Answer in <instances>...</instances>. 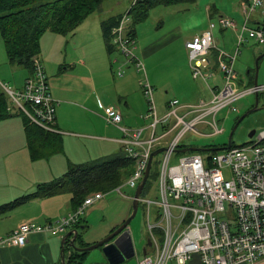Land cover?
Returning <instances> with one entry per match:
<instances>
[{"label": "built area", "instance_id": "obj_1", "mask_svg": "<svg viewBox=\"0 0 264 264\" xmlns=\"http://www.w3.org/2000/svg\"><path fill=\"white\" fill-rule=\"evenodd\" d=\"M241 6L244 22L240 28L233 19L220 16L216 21H210L205 31L186 42L194 78L208 82L214 76L205 71L203 64L205 58L217 49L213 34L216 27L237 32L239 45L247 41L245 33L250 39L264 44V28L250 27L257 9L264 12V0H241ZM136 44L128 11L112 29V45L126 61L118 67L117 74L119 77L125 75V64H132L143 74L140 86L148 102L144 119L151 122L144 128H129L122 125L123 115L118 107L113 105L104 109L105 120L123 132V149L135 163L126 185L137 189L151 153L165 148L157 181L160 200L153 202L142 195L140 197L139 204L147 207V232L152 244L146 246L147 253L142 259L135 251L138 264H169L171 261L190 264L195 255H199L201 264H256L264 260V130L256 132L247 144L210 151L213 154L206 158L201 152H194L182 157L179 164L170 165L178 150L189 148L181 145L189 132L203 136L223 133L224 128L217 120L219 112L232 107L246 95L264 93V84L241 90L234 68L239 50L229 55L218 49L223 87L213 92L210 101L196 105L170 100L166 113L159 116L155 89L143 61L134 53ZM119 63V58L114 59V64ZM1 86L33 123L47 131L58 132L56 103L39 57L34 58L33 74L26 79L21 90H13L3 83ZM160 126L164 132L157 135ZM206 127L212 128L213 132L203 133ZM116 190L121 193V187ZM104 197L105 193H92L67 216L44 226L33 221L24 222L8 237L0 238V246L24 247L28 236L37 231L65 236L82 220L88 208ZM153 204L158 207L154 221L151 220Z\"/></svg>", "mask_w": 264, "mask_h": 264}, {"label": "rangeland", "instance_id": "obj_2", "mask_svg": "<svg viewBox=\"0 0 264 264\" xmlns=\"http://www.w3.org/2000/svg\"><path fill=\"white\" fill-rule=\"evenodd\" d=\"M134 1L135 0L104 1L101 8L89 17L87 22L88 24L86 26L83 25V23L86 21L85 20L80 25L83 26L79 30L77 29L75 35L68 34L67 36L50 31L46 32L41 39V54L39 56L43 66H45V64L48 62H54V60L60 62V60L65 57V52L67 51L65 50L66 42L72 41L74 45L76 43H81L84 37V32H86L90 40L100 41V19L106 18V16L109 15L111 16L112 14H125L126 11L128 12L130 10ZM239 2H241V0H198L196 3L185 2L178 3L173 6H159L151 10L150 16L146 21L136 25L137 50L134 53H136L143 61L149 81L153 86H155L154 96L159 111V116H162L166 113V102L170 100L177 99L181 104L196 105L202 101L208 102L213 98V93L210 90L211 86L218 83L221 88L223 87V80L221 79L220 75L215 79H208V83L202 79L194 78L192 69L190 67L188 50L185 44L195 34L200 33V31L206 27H209L210 20L208 19L206 10V6L208 4H216L218 8V17L225 16L228 18H233L231 14L238 7L237 5ZM260 12L261 9H257V13L260 14ZM255 14L251 18L250 27H258L260 23H264V17H260L259 21L254 22V18L259 17L258 14L256 16ZM216 19L217 17L213 18L212 21H216ZM238 25L240 28L241 25ZM213 34L215 35V38L219 40V50L224 52L228 51V53H226L229 55H234L237 49L239 50L234 68L237 73L236 80L241 90L248 88L247 86L250 77L256 78L257 67L259 69L258 84H264V57L259 59L261 55L264 54V44L250 39L248 34L245 33L247 41L244 42V44L239 45L238 33L234 32L232 29L224 30L223 34L225 36H223L220 32V28L216 27L213 31ZM226 44L228 46H226ZM71 49L72 46L70 44L69 50ZM145 49L148 52V56L146 57H144L142 54V51ZM114 57L120 59L123 56L119 51H115ZM120 61L121 63L115 66V71L120 65L126 62L124 58H122ZM127 65L128 64L123 65L126 73L134 67L131 65L133 67L128 68ZM215 72L219 73L218 70L211 73ZM249 72H251V75ZM28 73L29 71L25 67L12 65L9 63L4 40L0 33L1 83L8 85L13 90H17L22 86V76H25L26 74L28 75ZM135 78L139 82V90H141L140 80L143 78V74L136 72ZM259 98L260 109L249 114L238 125V128L233 135V143L235 146H241L249 143L251 141L249 137L251 131L255 130L257 133H259L260 131L264 130V95H261ZM255 101L256 96L254 94L246 95L238 100L232 107H227L219 112L217 115V120L224 128L223 133L203 136L189 132L182 139L181 145H184L185 147L189 146L207 148L212 145L221 146L228 144L230 133L236 124L237 119L252 109L255 105ZM233 108H236V110H233ZM150 122L151 121H149V123ZM163 132L164 130H161L160 126L157 129V135H160ZM202 132L209 134L213 132V129L206 127ZM171 137H173V135ZM192 153L194 152L175 153L170 161V165L175 166L179 164V161L182 157ZM201 154L204 158H206L211 156L213 153L210 151H201ZM162 158L163 153H160L156 156V160H162ZM50 161L51 159L43 160V163H45V169L47 170V172L43 175L45 176L44 178L52 177V171L58 170L60 167L59 162H53V164H49ZM43 165L44 164H37L35 167H22L21 172H25H23L19 177L14 176L12 178L13 184L24 189L30 188L32 185H34L36 178H38L37 176L41 175V169ZM225 173L228 175V171ZM38 188L39 186L33 187L32 191L35 192L38 190ZM1 190H4L5 192V189ZM135 192L136 189L130 188L125 183L123 186H121V193H119L118 190L106 193V196L101 201L100 206H95L91 213H88L87 210L86 214L83 216V221L85 222L82 224L87 227L81 229V241L85 244H89L88 246L94 245L101 241L102 239L98 241L96 240L97 233L102 225L111 222L112 220L119 217V215L122 213L128 212L130 210L132 211L133 196L135 195ZM142 196L153 202H158L160 200L158 183H153L152 187H148L146 191H143ZM157 209L158 207L153 204L151 208L152 221L155 220L154 215ZM128 231L132 237L135 251L137 255H139V258L142 259L144 255V249L146 248L148 241L147 207L143 203H140L137 215L128 226ZM78 244H80V240L76 242L77 246H79ZM0 247H8V245L4 244ZM199 261V255H195L192 263L190 264H200ZM83 264H109L103 247H98L87 252ZM122 264H138V259L136 256H134ZM169 264L176 263L171 261Z\"/></svg>", "mask_w": 264, "mask_h": 264}, {"label": "crops", "instance_id": "obj_3", "mask_svg": "<svg viewBox=\"0 0 264 264\" xmlns=\"http://www.w3.org/2000/svg\"><path fill=\"white\" fill-rule=\"evenodd\" d=\"M237 6L231 14L233 16L231 19L241 25L244 22L241 2ZM206 10L210 21L215 17L218 18L216 4H208ZM121 14L124 13L112 14L100 19V41L90 40L84 32L81 43L74 45L72 41L66 42L65 50L67 51L60 62L54 60V62H48L44 66L50 92L56 103L57 133L63 137L64 141L63 152L49 158L51 159L49 164H53V162H59L60 164L58 170L52 171V177L44 178L45 176H43L47 172L43 160L49 159L38 161L31 159L22 119L11 117L0 121V206L19 197L34 193L32 191L33 187H40L44 183L62 177L71 163L83 164L119 153L123 149V132L120 128L109 124L105 120L104 109L107 106L114 105L121 110L123 115L122 125L126 127L136 129L149 125V121L144 119V115L148 110V102L142 89L139 90V82L135 78L137 71L131 66L132 64H128V68H133L127 71L124 76L119 77L117 74L118 68L115 71V66L118 65L114 64L115 52L109 54L105 46L101 23ZM258 16L254 18V22L259 21L260 17H264L263 10ZM88 20L89 17L83 23L84 26L88 24ZM82 26L77 29L79 30ZM207 28L200 31V33ZM76 31L71 34L75 35ZM220 32L225 36L223 34L224 29L220 28ZM135 36H137V33ZM214 40L217 49L205 58L203 65L208 73L219 71L220 74L213 73L212 79L220 75L223 80V73L218 66L219 40L215 38V35ZM70 44L72 46L71 50H69ZM226 46L228 45L226 44ZM136 50L137 46L135 52ZM226 52L228 53V51ZM142 54L144 57L148 56L147 50H143ZM136 56L140 58L137 54ZM30 75L29 72L28 75L22 76V86L17 90L23 88L26 79ZM153 87L155 88V86ZM216 89H221L218 83L210 87L212 93ZM146 133L147 136L148 132ZM37 164L44 165L41 169V175L37 176L34 185L24 189L13 184L12 178L14 176L19 177L25 172H21L22 167H35ZM1 189H5V192ZM71 199V192H64L51 197H39L4 215H0V238L7 237L24 222L33 221L43 226L67 216L73 211ZM103 199L96 202L92 208H88L87 212L91 213L95 206H100ZM131 213V210L122 213L116 219L102 225L97 233L96 241L105 238L120 227ZM84 222L82 221V224ZM62 240L63 237L60 235L45 231L32 232L28 236L24 247H0V264H62ZM199 263L201 264L200 261ZM258 263L264 264V260Z\"/></svg>", "mask_w": 264, "mask_h": 264}, {"label": "trees", "instance_id": "obj_4", "mask_svg": "<svg viewBox=\"0 0 264 264\" xmlns=\"http://www.w3.org/2000/svg\"><path fill=\"white\" fill-rule=\"evenodd\" d=\"M106 0H0V33L4 40L9 63L25 67L33 74L34 58L41 54V39L50 31L68 35L92 14L98 11ZM198 0H137L130 8L132 33L136 35V25L146 21L152 9L159 6H173L178 3H196ZM123 15L104 20L102 34L109 54L116 50L112 45V29L117 26ZM264 28V23L259 25ZM251 75V72H249ZM255 77H250L248 88L254 85ZM1 82V81H0ZM264 93L259 94V96ZM11 117H21L27 139L30 157L33 161L49 159L64 150L63 137L33 123L28 116L9 98L0 83V121ZM240 117L237 119V121ZM236 121V122H237ZM234 145V143H233ZM227 144L212 148H224ZM184 147V146H182ZM161 159H153L150 177L143 191L152 187L160 175ZM134 160L124 149L119 153L92 160L83 164L71 163L67 172L60 178L40 185L34 193L19 197L0 206V215L22 206L35 198L51 197L64 192L72 193V207L77 209L92 193H109L123 186L134 171ZM150 189V188H149ZM140 205V204H139ZM82 220L75 226L79 231L77 240L80 247L88 246L81 241ZM115 231V230H114ZM65 242L67 264H83L87 252H77Z\"/></svg>", "mask_w": 264, "mask_h": 264}, {"label": "water", "instance_id": "obj_5", "mask_svg": "<svg viewBox=\"0 0 264 264\" xmlns=\"http://www.w3.org/2000/svg\"><path fill=\"white\" fill-rule=\"evenodd\" d=\"M262 57H264V54L261 55V57L259 59H261ZM258 71H259V69L257 67V76L255 79V85H258ZM255 96H256V101H255L254 107L252 109H250L247 113H245L242 117H240V119L236 122V124L234 125V127L230 133L229 142H228L227 146L225 147V149H229L233 145V135H234L236 129L238 128V125L240 124V122L245 117H247L249 114H251L255 111H258L260 109V107H259V102H260L259 95L257 94ZM255 134H256L255 130L251 131V133L249 134L250 139H252ZM218 150H220V149H218V148L189 147V148H185V149H180V150H178V152L186 153V152L218 151ZM164 151H165V148L162 147V148H159V149H157L151 153V156H150V159L148 162V166H147V169L145 171L144 178L136 189V192H135V195L133 198V210H132L131 215L128 217V219L120 227H118L115 231H113L109 236L102 239L98 243H96L94 245L87 246V247H79L76 245V240H77V237L79 234V231L77 229L68 232L63 237V240H62V251H61L62 264H67V260H66L65 254H64L65 253V242L72 235H73V237L69 240V245L73 250H75L77 252H89V251L96 249L98 247H103L104 253L108 259L109 264H122L125 261H127V260H129L135 256V247H134L132 237L128 231V226L130 225L131 221L137 215V212L139 209L140 197H141L143 190L146 186V183L150 177L153 159L155 156H157L160 153H163ZM151 244H152L151 240L148 239L147 245L151 246ZM146 253H147V251H146V249H144V254H146Z\"/></svg>", "mask_w": 264, "mask_h": 264}, {"label": "flooded vegetation", "instance_id": "obj_6", "mask_svg": "<svg viewBox=\"0 0 264 264\" xmlns=\"http://www.w3.org/2000/svg\"><path fill=\"white\" fill-rule=\"evenodd\" d=\"M260 97V96H259Z\"/></svg>", "mask_w": 264, "mask_h": 264}]
</instances>
